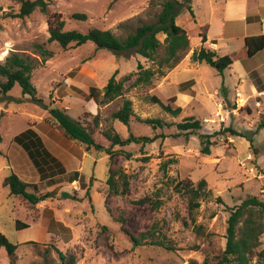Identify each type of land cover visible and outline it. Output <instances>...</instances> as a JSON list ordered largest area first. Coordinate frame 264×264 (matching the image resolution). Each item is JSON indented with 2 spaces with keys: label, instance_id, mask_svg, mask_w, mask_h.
Listing matches in <instances>:
<instances>
[{
  "label": "rangeland",
  "instance_id": "374dc122",
  "mask_svg": "<svg viewBox=\"0 0 264 264\" xmlns=\"http://www.w3.org/2000/svg\"><path fill=\"white\" fill-rule=\"evenodd\" d=\"M46 1V12L36 8L20 18L16 16L19 0H0V62L10 51L39 57L34 43H42L53 51L50 58L36 60L31 71L39 101L23 94L17 84L6 95L0 91V232L9 241L18 243L12 261L0 247V264H61L54 247L74 255L76 264H187L191 259L199 263L206 259L212 264L225 246L229 212L224 204L233 207L249 196L264 200V102L255 103L253 96L250 101L246 99L252 93L246 74L239 77L244 102L237 99L234 74L243 73L238 66L220 75L213 67L191 60L192 52L200 47L198 35L204 26L208 42L217 43L219 52L238 54L239 48L244 50L240 27L229 33L228 39L218 38L227 0H191L194 17L186 9L176 16V24L191 41L182 60L164 77L149 85L127 88L123 96L100 107L88 96L91 86L103 88L117 70L116 79L132 74L124 83L127 87L138 62L144 67L156 65L133 53L115 56L108 49L95 50L92 42L71 44L63 49L57 42L48 41V16L60 13L64 30L85 32L96 27L125 36L140 24L154 23L164 0ZM73 13H84L86 19H74ZM156 36L164 44L166 35L160 32ZM0 79L4 77L0 75ZM223 87L228 91V101L222 102ZM151 95L158 96L163 103L175 96L171 105L181 107V112L172 116L148 100ZM124 99L132 102L134 112L128 126L111 116ZM51 106L66 109L71 118L83 123L98 113L100 124L94 140L106 147L110 143L102 131L109 127L124 138L130 133L164 136L142 147L139 144L112 147L117 151L113 165L123 169L129 182L124 195H112L106 184L108 155L95 150L86 152L82 145L66 139L45 123L47 108ZM190 116L201 122V129L188 134L179 131L176 124ZM136 117L160 118L165 124L153 128ZM30 124L50 141L57 154L74 166L51 183L41 182L30 160L11 145L13 136ZM227 127L245 136L231 135L225 131ZM200 134L211 135L208 155L200 151L203 146ZM170 159L176 162L164 167ZM10 162L13 169L8 165ZM74 169L79 171V177L69 181ZM12 171L28 184H37L41 193L53 191V196L31 205L9 194L2 181ZM186 178L194 183L204 178L210 191L199 201L193 222L188 217L186 201L173 189L176 181ZM218 196L223 204L217 201ZM120 214L125 217V227L130 233L137 234L155 225L174 250L153 245L134 247L113 218ZM15 220L28 223L29 227L17 230ZM103 225L108 227V234H103ZM263 246L264 233L260 248ZM251 264L261 263L255 256Z\"/></svg>",
  "mask_w": 264,
  "mask_h": 264
},
{
  "label": "trees",
  "instance_id": "16d2710c",
  "mask_svg": "<svg viewBox=\"0 0 264 264\" xmlns=\"http://www.w3.org/2000/svg\"><path fill=\"white\" fill-rule=\"evenodd\" d=\"M20 7L16 13L17 17L23 18L28 16L38 8L41 12H46L48 3L46 0H19ZM186 9L192 17H194L191 0H164L157 20L151 24H140L125 36H117L110 29H100L96 27L89 28L85 32L71 29L64 30V20L58 12L51 13L47 18L49 42H57L63 49L69 45H82L86 42H92L95 50L108 49L115 56H123V54L133 53L150 61L156 65V68L144 67L141 62H138L137 69L133 73L134 78L126 87L125 82L130 80L132 74L125 75L122 79H116L118 71L108 79L103 88L91 86L88 91L89 98H92L98 107L123 96L127 88L136 87L138 85H149L154 79L164 77L172 70L185 56L191 41L187 32L176 24V16ZM72 18L77 20H85L86 14L73 13ZM249 20L251 18L249 17ZM259 20V17L257 18ZM166 35L164 44L157 38L158 33ZM207 27L204 26V31H200V47L194 50L191 54V60L198 64H207L213 67L217 73L223 75L234 59L241 57H252L257 52L264 48V34L247 36L244 38V52L238 54L219 55L216 51L205 46ZM37 51V56L25 54L18 51H10L0 62V75L4 80L0 79V91L6 95L16 84L20 86L21 92L29 95L32 100L39 101L36 96V88L31 82V71L34 68L36 60L44 61L53 55V51L46 48L42 43L33 44ZM36 54V53H35ZM39 58V59H38ZM253 84L257 91H264V64L252 70L249 73ZM186 82H192L188 80ZM180 83L182 87L185 83ZM225 90L224 87L222 91ZM153 103L160 105L163 110L172 116H177L181 112V107L171 105V102L176 100L175 96L169 98L168 103H163L156 95L147 97ZM264 100V94H263ZM2 114H0L1 118ZM112 118L118 120L124 125H129L130 117L134 116L132 102L129 99L122 101L121 107L114 113ZM141 123L149 124L153 128L162 127L165 123L160 118H140L136 117ZM44 122L49 126L57 129L66 139L74 141L83 146L86 152L92 150L104 153L109 157V165L107 170L106 184L108 192L112 195H124L128 188V176L120 166L113 165V159L117 151L112 149L113 146H125L129 144H139L140 147L147 143H151L158 137L164 135L136 136L130 133L126 138L122 137L113 128L109 127L102 131L103 136L109 141L108 147L97 143L94 140L95 131L99 128L100 116L95 114L90 121L83 123L79 120L71 118L66 109L60 107H48L47 115L44 117ZM179 131L188 133H196L201 129V122L198 119L190 116L176 124ZM225 131L234 136L244 137L245 135L236 131L232 127H227ZM202 144L200 151L204 155L210 154L209 144H211L209 134H200ZM2 136L0 133V142ZM249 142L251 140L247 139ZM11 145L21 148L26 155L31 167L37 173L39 180L42 182L51 183L56 176L67 173L74 166L69 163L64 156L57 154L51 146L50 141L41 135L33 124L23 131L16 134L11 140ZM123 152V151H121ZM129 156V154H126ZM176 162V159L165 161V166ZM75 165V163H74ZM79 177V171L74 169L69 181H74ZM3 185L8 187L9 194L18 196L31 205L45 200L53 196V191L41 193V189L37 184H28L23 181L15 172H11L5 176ZM31 187V190L29 189ZM175 192L179 193L187 203L188 217L193 222L194 215L200 206V200L207 197L210 191L207 187V182L201 178L196 183L191 179L186 178L176 181L173 184ZM141 199L140 202H143ZM217 201L223 204L220 196ZM227 208L229 215L227 218L225 246L216 260L212 264H251L253 257H257L261 264H264V246H261V235L264 233V200L257 196H249L239 204ZM112 215V214H111ZM113 216V215H112ZM120 223L121 231H123L130 239L134 247L141 245H153L163 248L168 251H173L174 247L169 239L156 226H152L145 231H140L137 234L130 233L125 227V217L121 214L113 217ZM187 224V223H184ZM29 224L15 220V228L17 230L28 228ZM103 234H108L107 226H102ZM35 243L34 241H27ZM18 243H13L0 232V247H3L11 261ZM61 264H76L74 255L63 253L54 247ZM112 249V246L109 245ZM187 264H209L205 259L199 263L191 259Z\"/></svg>",
  "mask_w": 264,
  "mask_h": 264
},
{
  "label": "crops",
  "instance_id": "0c3cea01",
  "mask_svg": "<svg viewBox=\"0 0 264 264\" xmlns=\"http://www.w3.org/2000/svg\"><path fill=\"white\" fill-rule=\"evenodd\" d=\"M249 17L251 18V20H249ZM258 17L259 20H257ZM222 22H223L222 24L223 27H222V31H220V36L218 38L228 39L227 35L229 33L234 32L236 29L238 30V27L242 29L241 37L243 41L244 38L247 36L264 34V1L263 0H227L223 8ZM206 37H207V41L205 43V46L216 51L217 54L219 55L234 54L231 52H226L222 49H221L222 52H219L220 46H218L217 43H213L212 41L208 42L207 33H206ZM239 50H240L239 53L241 54L244 52L242 47L239 48ZM263 64H264V48L259 52H257L252 57H245L241 55V57L234 59L232 64L227 68V70L229 69V71H231V68L233 66H238V68H240L243 71V73L239 72L238 74H234L235 79H237L234 85L235 90H238L241 94L242 92L240 88L242 85L240 84L239 77L240 75H244V74L248 76L251 82L250 88L252 90V93L251 95H248L246 99L250 101L251 96H253L255 99V103L259 101L260 105H262L261 100L264 102L263 100L264 91L262 92L257 91L255 85L253 84L251 78L249 77V73L256 68L261 67ZM231 74L233 73H229V76H231ZM222 92L224 95L222 102L228 101L227 100L228 91H226L225 89ZM211 94L214 95L213 92H211ZM19 149L21 150V148ZM11 164L12 162L8 163L9 166ZM11 166L10 169H13V167Z\"/></svg>",
  "mask_w": 264,
  "mask_h": 264
},
{
  "label": "built area",
  "instance_id": "2783aa9c",
  "mask_svg": "<svg viewBox=\"0 0 264 264\" xmlns=\"http://www.w3.org/2000/svg\"><path fill=\"white\" fill-rule=\"evenodd\" d=\"M235 95H236L237 99H239V100H241V101L244 102V99H243V97L241 96L242 94H241L238 90L235 91Z\"/></svg>",
  "mask_w": 264,
  "mask_h": 264
}]
</instances>
